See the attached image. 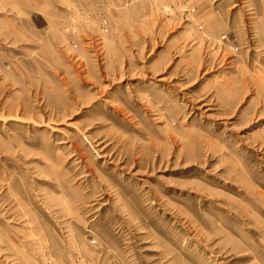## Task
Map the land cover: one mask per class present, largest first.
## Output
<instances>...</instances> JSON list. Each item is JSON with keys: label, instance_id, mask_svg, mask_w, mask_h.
<instances>
[{"label": "rangeland", "instance_id": "obj_1", "mask_svg": "<svg viewBox=\"0 0 264 264\" xmlns=\"http://www.w3.org/2000/svg\"><path fill=\"white\" fill-rule=\"evenodd\" d=\"M0 264H264V0H0Z\"/></svg>", "mask_w": 264, "mask_h": 264}]
</instances>
